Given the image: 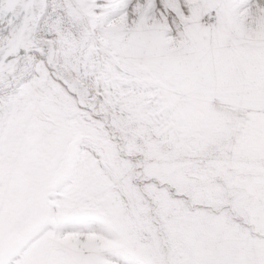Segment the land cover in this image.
<instances>
[{"label": "snow or ice", "instance_id": "obj_1", "mask_svg": "<svg viewBox=\"0 0 264 264\" xmlns=\"http://www.w3.org/2000/svg\"><path fill=\"white\" fill-rule=\"evenodd\" d=\"M0 264H264V0H0Z\"/></svg>", "mask_w": 264, "mask_h": 264}]
</instances>
